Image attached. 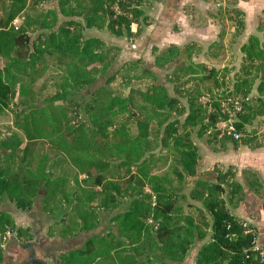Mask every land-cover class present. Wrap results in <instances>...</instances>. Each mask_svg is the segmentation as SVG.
Wrapping results in <instances>:
<instances>
[{"label": "trees", "instance_id": "trees-1", "mask_svg": "<svg viewBox=\"0 0 264 264\" xmlns=\"http://www.w3.org/2000/svg\"><path fill=\"white\" fill-rule=\"evenodd\" d=\"M40 1L0 0V57L7 60L0 66V114L16 94V72H26L27 68H36L40 61L48 60L68 67L64 88L49 97L48 105L67 102L71 111L69 114L65 108L57 106L53 115L42 119V106L32 105L29 109L30 105L23 102L14 109L17 132L0 138V236L13 231L19 240L30 237L28 229L15 228L10 215L1 208L7 199L18 210L28 211L42 188V210L55 216L57 220L53 225L62 239L97 230L81 248L66 254L65 264H92L97 258L100 261L109 258L108 264H154L155 261L180 264L196 242L200 246L194 255V264H264V256L255 248L253 235L245 233L243 221L231 213V208L243 199V186L234 180L231 167L214 165L198 173V150L189 130L197 127L199 135L213 130L217 123L227 119L237 101L241 110L235 115L234 125L239 138L233 139L223 130L216 129L234 142L249 135L246 125L264 114V17H258L256 26L262 39L250 35L240 47L242 77H238L220 97L211 100L210 108L199 101V89L187 90L184 94L188 99V112L183 122L178 126V121H169L162 128L161 145L171 147L179 155V168H174L172 173L180 182L184 177L192 179L184 194L170 189L166 173L150 174L148 169L142 170V162L136 164L140 160L141 143L146 141L149 121L159 118L157 109L180 111L177 109L178 98L165 92V99L157 104V108L148 111L141 106L142 116L135 115L130 109L129 97L108 91L107 85L113 76L97 83L95 76L72 65L96 64L102 66L100 71L106 70L112 47L99 38L84 37L83 30L105 28L113 35L138 34L137 19L143 14L138 5L142 0H56L55 9L45 10L38 7ZM26 10L29 13L14 29L10 24ZM58 15L64 18L59 23ZM73 16L79 17L80 21ZM133 23L136 25L134 32L130 29ZM55 25L57 27L53 29ZM29 29L41 32L36 37L38 44L33 45L23 58L22 51L30 41ZM192 46L186 45L183 52L190 54ZM180 50L175 45L169 46L156 55L155 65L162 67L170 63ZM257 66L262 69L255 88L258 96L249 102L254 77L251 70ZM12 68L16 72L13 73ZM208 72V76L215 74L214 69ZM31 110L39 115L32 116ZM119 113L124 119L115 125ZM131 121H135L138 129L135 135L128 127ZM43 136L50 140L53 149L61 151L80 168L85 176L84 184L92 180V189L81 186L77 179L71 183L64 175L52 177L51 171L43 168L46 160L43 156L35 170L26 165L34 140ZM23 140L25 145L22 147ZM117 152L124 153L122 162L125 166L137 165L138 170L137 175L130 173L123 188L98 172L92 173L95 168L106 167L105 157ZM206 174L211 177L203 178ZM243 176L248 188L258 193L261 185L255 173L243 171ZM145 184L149 185L150 193L143 191ZM94 200L96 202L92 203ZM187 209L193 210L196 216ZM105 220L111 226L110 230L99 229Z\"/></svg>", "mask_w": 264, "mask_h": 264}, {"label": "rangeland", "instance_id": "rangeland-1", "mask_svg": "<svg viewBox=\"0 0 264 264\" xmlns=\"http://www.w3.org/2000/svg\"><path fill=\"white\" fill-rule=\"evenodd\" d=\"M162 5L163 0H142L140 2L138 7L143 11V14L137 19L140 31L134 36L113 35L105 28L83 30L84 37L99 38L106 46L112 47L107 59L109 64L104 71H100L102 66L96 64L78 63L72 65L95 76L97 83L113 76V80L107 85L108 91L113 95L129 97L131 100L130 109L135 115L142 116L141 106L146 107L148 111L157 108V104L164 101L165 92L169 96L178 98L177 109L180 111L165 108L156 110L159 118L149 121L146 141L141 143V149L138 152L140 160L136 164L142 162L144 165L142 170L148 169L150 174L166 173L169 185L172 187L170 189L186 194L192 179L184 177L180 182L174 175L175 173H172L174 168H179V155L171 147L161 145L162 128L169 121H178V126L183 122L188 112V99L184 94L187 90L199 89L201 93L199 101L210 108L211 100L220 97L238 77H242L240 67L243 57L240 55V44L238 43L236 47H233L232 44L236 42L235 38L246 29V18L233 6L232 0H192L179 7V14L174 19L162 15ZM38 7L43 10L55 9L56 0H41ZM28 13V10L21 13L10 25L16 29L22 24ZM73 18L80 21L77 16H73ZM63 20L64 18L58 15V23ZM251 21L250 18L247 20L248 26ZM56 27L57 25L53 29ZM130 29L134 32L136 25L131 24ZM40 32L41 30L37 29L27 31L30 41L26 49L22 51L23 58L31 51L33 45L38 44L39 40L36 37ZM190 44H193L191 52L186 54L183 49ZM171 45L177 46L181 52L170 63L157 67L154 63L156 55L166 51ZM6 61L5 58L0 57V66L2 67ZM67 69L66 65L50 60L40 61L36 68L29 67L26 72L22 70L16 72L12 68L13 73L16 72V94L14 99L9 101L8 107H4L0 114V138L17 132L13 121V111L20 103L27 102L30 105L29 109L32 105L42 106L44 108V112L41 113L42 119L53 115L55 110H58L57 106L65 108V112L70 114L71 109L67 106V102L61 101L58 102L59 105L57 103L48 105L49 97L64 88ZM209 69H214L215 74L211 73V76H208ZM251 73L254 77L248 95L249 102L258 96L255 88L261 79L262 69L257 66V69L253 68ZM29 112L34 117L39 115L32 110ZM123 119L124 115L119 113L115 117V125H118ZM41 121L40 123L44 124ZM128 127L131 134L135 135L138 132L135 121H131ZM216 129H219L217 125L213 130L201 132V135H199L197 127L189 129L191 140L197 150L202 144L211 143L214 138L223 143L233 142ZM59 138L63 139V136L60 135ZM24 145L25 140H23L22 147ZM123 154L117 152L114 155H108L105 157V160L108 161L107 166H102L100 169L95 168L92 173L98 172L104 175L107 180L114 181L123 188L130 173L138 174L137 165L125 166L123 164ZM41 156L46 158L43 162L44 170L49 169L52 177L64 175L71 183L77 179L81 186L87 189L93 188L92 180L89 179L84 184L82 180L85 176L81 173L80 168L74 165L61 151L53 149L50 140L45 136L34 140L29 149L26 165L35 170ZM50 167H53L52 170ZM197 171L201 172L199 168ZM210 177L211 174L203 176L207 179ZM143 191L150 193L148 184L144 185ZM43 192L44 190L40 188V194L34 199L29 210L41 206ZM122 199L125 200L124 197ZM95 202V200L92 201V203ZM180 203L184 205V201ZM119 207L121 208V206ZM187 210L196 216L193 210ZM198 243L196 242L195 247Z\"/></svg>", "mask_w": 264, "mask_h": 264}, {"label": "crops", "instance_id": "crops-1", "mask_svg": "<svg viewBox=\"0 0 264 264\" xmlns=\"http://www.w3.org/2000/svg\"><path fill=\"white\" fill-rule=\"evenodd\" d=\"M191 1L163 0L162 15L174 19L179 14V7ZM232 3L246 18V29L235 38L236 42L232 46L236 47L239 43L241 47L250 35L262 39V34L256 30V26L258 17H264V0H232ZM249 18L252 19L250 26L247 25ZM240 55L243 56L242 53ZM246 131L249 135H243L234 142L223 143L214 138L211 143L202 144L198 150L197 168L204 171L214 165L231 167L235 174L234 180L243 186V199L231 208V213L253 229L255 248L264 256V114L246 125ZM243 171H251L258 177V183L261 185L258 193L248 188ZM1 210L10 215L15 228H27L30 237L19 240L13 231H7L0 236V264H65L66 254L81 248L84 242L97 232H82L78 236L62 239L53 225L57 219L43 212L42 206L21 211L12 202L4 199ZM101 228L110 230L111 226L105 220L99 229ZM199 246L200 243L191 248L180 264H194V255ZM107 262L109 258L103 261L97 258L92 264H108Z\"/></svg>", "mask_w": 264, "mask_h": 264}, {"label": "built area", "instance_id": "built-area-1", "mask_svg": "<svg viewBox=\"0 0 264 264\" xmlns=\"http://www.w3.org/2000/svg\"><path fill=\"white\" fill-rule=\"evenodd\" d=\"M116 1H125V0H116ZM241 105L234 101L232 110L228 112V117L226 120L221 121L217 124L218 128L223 130L226 134H229L232 136L233 139L239 138V133L236 131L235 125H234V117L236 113L240 112ZM243 227L245 228V233H251L253 242H255V233L252 228L248 227V225L245 222H242ZM261 255L263 253L260 252Z\"/></svg>", "mask_w": 264, "mask_h": 264}]
</instances>
